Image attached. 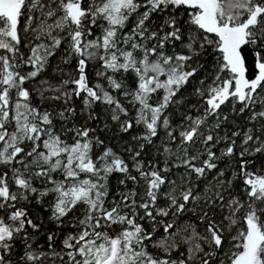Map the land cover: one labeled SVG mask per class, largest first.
<instances>
[{"label": "snow or ice", "instance_id": "snow-or-ice-1", "mask_svg": "<svg viewBox=\"0 0 264 264\" xmlns=\"http://www.w3.org/2000/svg\"><path fill=\"white\" fill-rule=\"evenodd\" d=\"M0 264H264V0H0Z\"/></svg>", "mask_w": 264, "mask_h": 264}]
</instances>
